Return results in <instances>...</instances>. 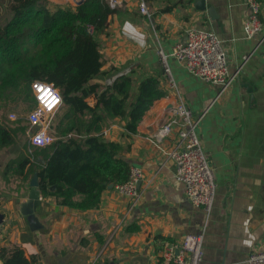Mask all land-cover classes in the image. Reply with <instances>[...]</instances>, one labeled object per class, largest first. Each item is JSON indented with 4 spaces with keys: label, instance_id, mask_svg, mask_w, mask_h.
<instances>
[{
    "label": "crops",
    "instance_id": "crops-1",
    "mask_svg": "<svg viewBox=\"0 0 264 264\" xmlns=\"http://www.w3.org/2000/svg\"><path fill=\"white\" fill-rule=\"evenodd\" d=\"M205 2L214 8L216 20L196 11L193 0H146L149 17L139 13L137 0H124L110 17L108 35L98 37L103 70L132 67L157 77L165 94L146 112L135 135L122 138L120 120L103 130L106 141L129 145L122 157L141 171L140 196L130 200L107 187L99 207L85 212L40 197L35 216L42 230L32 232L18 213L32 178L2 175L21 146L0 149V212L6 219L0 226V248L19 245L26 258H39L37 264H164L161 251L167 243L179 244L187 235L202 233L203 264H246L253 251H264V38L245 35L243 0ZM260 21L264 29V0ZM127 23L144 36L142 42L124 31ZM188 27L215 32L222 41L234 78L219 97L217 88L187 74L172 59L178 93L166 82L157 50L169 54ZM178 96L199 119L197 135L214 170L216 194L209 213L193 206L175 179L167 155L176 144L175 135L160 142L154 138ZM129 224L139 231L125 233ZM118 225L117 235L106 244Z\"/></svg>",
    "mask_w": 264,
    "mask_h": 264
},
{
    "label": "trees",
    "instance_id": "trees-1",
    "mask_svg": "<svg viewBox=\"0 0 264 264\" xmlns=\"http://www.w3.org/2000/svg\"><path fill=\"white\" fill-rule=\"evenodd\" d=\"M65 3L0 0V149L15 147L25 138L2 175L25 181L36 175L42 199L51 197L58 206L85 212L99 207L109 185L113 189L130 176L131 166L122 157L129 145L106 141L103 130L120 120L122 138L135 135L146 112L165 94L157 77L132 67L102 69L98 37L108 35L117 9L104 0ZM36 81L51 84L61 105L49 130L54 142L29 151L28 123L24 125L22 115L35 105L31 84ZM20 104L23 114L10 121L11 106L17 109ZM123 231L134 234L139 227L129 224ZM0 260L37 264L39 258L28 259L19 245L9 244L0 248Z\"/></svg>",
    "mask_w": 264,
    "mask_h": 264
},
{
    "label": "built area",
    "instance_id": "built-area-1",
    "mask_svg": "<svg viewBox=\"0 0 264 264\" xmlns=\"http://www.w3.org/2000/svg\"><path fill=\"white\" fill-rule=\"evenodd\" d=\"M104 1L111 9L121 8L124 2V0ZM243 1L247 11L243 26L245 35L249 39L261 38L263 40L264 29L260 21V2L257 0ZM137 3L139 13L149 17L145 1L137 0ZM89 30L91 33L93 32L90 27ZM124 31L137 41H143L144 36L133 30L128 23L124 25ZM157 56L166 82L174 91L176 85L169 66L170 59L180 64L187 74L217 88V97L227 91L234 78L229 70L222 41L215 32L209 30L188 27L184 32L182 42L176 43L169 54L158 49ZM38 89L40 90L38 91ZM43 90L51 92L52 95L45 96ZM31 91L35 107L26 117L29 151L45 148L54 142L55 138L50 135L49 130L52 118L61 105L60 95L51 84L40 81L33 82ZM52 97H55L58 102H54ZM178 99L171 115L159 128L154 138L160 142L175 135L176 144L167 153L168 158L175 166V179L182 186L186 199L193 206L209 213L216 194L214 170L197 135L199 119L193 117L192 112L179 96ZM9 120L15 121L16 116L11 114ZM37 140L39 143H36ZM141 178V171L131 168L128 180L122 185L115 186L113 190L121 196L135 200L140 196L137 185ZM119 230L120 225L111 230L106 244L114 239ZM202 246V233L187 235L179 244L167 243L161 251V258L164 264H203ZM246 264H264V251H253L248 255Z\"/></svg>",
    "mask_w": 264,
    "mask_h": 264
},
{
    "label": "water",
    "instance_id": "water-1",
    "mask_svg": "<svg viewBox=\"0 0 264 264\" xmlns=\"http://www.w3.org/2000/svg\"><path fill=\"white\" fill-rule=\"evenodd\" d=\"M193 6L196 11L207 12L211 20H216V12L214 8L207 7L205 0H193ZM78 1L75 2L77 4ZM108 188H112L109 185ZM40 192L38 191L37 176L34 175L29 182V192L27 200L19 205L18 213L21 217L26 219L30 231L37 232L42 230V225L39 223L38 218L35 216L37 208L40 206ZM5 215L0 212V226L5 223Z\"/></svg>",
    "mask_w": 264,
    "mask_h": 264
},
{
    "label": "rangeland",
    "instance_id": "rangeland-1",
    "mask_svg": "<svg viewBox=\"0 0 264 264\" xmlns=\"http://www.w3.org/2000/svg\"><path fill=\"white\" fill-rule=\"evenodd\" d=\"M50 2H52L53 4H57V5H63V4H66L65 2H69V3H71V4H74L75 3V1L76 0H49ZM12 108H11V112H10V115L11 114H14L15 116L17 115V116H19V113H20V115H22L23 113L22 112H19V109H21L22 107H24L22 104H20L19 106H17V109L15 108V105H12L11 106ZM34 107H35V105H34ZM33 107V108H34ZM27 108H29V107H27ZM32 108V109H33ZM32 109H30L28 112L26 111L25 112V114L24 115H22V117L24 116V125L26 126V124H27V122H26V117H27V115H28V113L32 110ZM18 110V111H17ZM27 113V114H26ZM54 116H55V114H54ZM54 116H53V118H54ZM53 118H52V121H53ZM26 122V123H25ZM28 128V127H27ZM27 131H28V129H27ZM26 137V136H25ZM27 138V137H26ZM25 139V138H24ZM24 139H23V137H20V139L17 141L18 143H17V145H15V147H19L20 145H22L23 144V141H24ZM27 140H28V138H27Z\"/></svg>",
    "mask_w": 264,
    "mask_h": 264
},
{
    "label": "snow or ice",
    "instance_id": "snow-or-ice-1",
    "mask_svg": "<svg viewBox=\"0 0 264 264\" xmlns=\"http://www.w3.org/2000/svg\"><path fill=\"white\" fill-rule=\"evenodd\" d=\"M40 89H38V91H39ZM44 91V95L45 96H51L52 94H51V92H49V91H47V90H43ZM42 99H43V97H42ZM52 99H53V101L54 102H58V101H56V98L55 97H52Z\"/></svg>",
    "mask_w": 264,
    "mask_h": 264
},
{
    "label": "clouds",
    "instance_id": "clouds-1",
    "mask_svg": "<svg viewBox=\"0 0 264 264\" xmlns=\"http://www.w3.org/2000/svg\"><path fill=\"white\" fill-rule=\"evenodd\" d=\"M36 143H39V140H37Z\"/></svg>",
    "mask_w": 264,
    "mask_h": 264
}]
</instances>
